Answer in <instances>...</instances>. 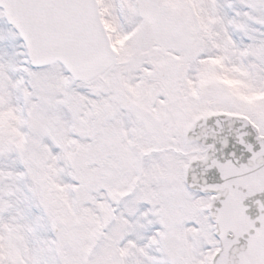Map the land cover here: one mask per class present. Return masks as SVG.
Listing matches in <instances>:
<instances>
[{
	"label": "snow or ice",
	"instance_id": "snow-or-ice-1",
	"mask_svg": "<svg viewBox=\"0 0 264 264\" xmlns=\"http://www.w3.org/2000/svg\"><path fill=\"white\" fill-rule=\"evenodd\" d=\"M0 264H264V0H0Z\"/></svg>",
	"mask_w": 264,
	"mask_h": 264
}]
</instances>
